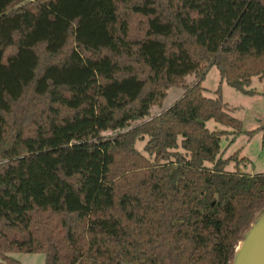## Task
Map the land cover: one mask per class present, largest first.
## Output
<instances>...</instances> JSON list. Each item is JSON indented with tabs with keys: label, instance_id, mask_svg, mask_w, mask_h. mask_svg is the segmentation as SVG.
<instances>
[{
	"label": "trees",
	"instance_id": "1",
	"mask_svg": "<svg viewBox=\"0 0 264 264\" xmlns=\"http://www.w3.org/2000/svg\"><path fill=\"white\" fill-rule=\"evenodd\" d=\"M253 78L264 0H0L2 264H228L264 173L222 158L243 131L221 86Z\"/></svg>",
	"mask_w": 264,
	"mask_h": 264
},
{
	"label": "rangeland",
	"instance_id": "2",
	"mask_svg": "<svg viewBox=\"0 0 264 264\" xmlns=\"http://www.w3.org/2000/svg\"><path fill=\"white\" fill-rule=\"evenodd\" d=\"M220 84L219 74L216 68L212 67L208 70L202 87L204 95L209 99L215 98V91ZM250 89L255 92L254 96H245L222 84L221 95L223 102L231 109L230 114L233 118L241 121L243 133L232 139L231 136L221 138L220 147L223 153L222 158L226 159L235 153L238 158H245L247 163L239 166V171L251 175L264 173V147L262 146V138L264 134V80L259 81L257 78L252 79ZM181 92L171 90L168 92L163 101L162 108L167 109L179 97ZM159 109L152 111V114L158 113ZM205 127L209 131H227L225 128L215 124L212 121L205 123ZM260 128L253 136L249 137L247 133ZM147 138L143 141L138 140L135 148L139 152H143V147ZM234 164L231 163L226 167L227 171H233ZM19 264H44V256L41 254H11L9 256ZM0 264H2L0 260Z\"/></svg>",
	"mask_w": 264,
	"mask_h": 264
},
{
	"label": "water",
	"instance_id": "3",
	"mask_svg": "<svg viewBox=\"0 0 264 264\" xmlns=\"http://www.w3.org/2000/svg\"><path fill=\"white\" fill-rule=\"evenodd\" d=\"M228 264H264V208L256 211L248 226L239 233Z\"/></svg>",
	"mask_w": 264,
	"mask_h": 264
}]
</instances>
